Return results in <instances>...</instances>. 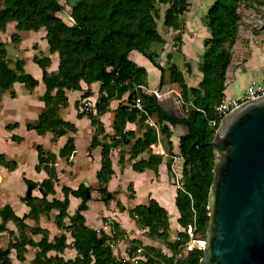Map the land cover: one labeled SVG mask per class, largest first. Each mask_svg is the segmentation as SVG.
I'll return each mask as SVG.
<instances>
[{
	"label": "trees",
	"instance_id": "obj_1",
	"mask_svg": "<svg viewBox=\"0 0 264 264\" xmlns=\"http://www.w3.org/2000/svg\"><path fill=\"white\" fill-rule=\"evenodd\" d=\"M239 1L214 0L207 11L210 37L204 40L205 51L199 67L202 79L197 87H188L185 84L182 72L175 64L167 67L169 82L176 83L180 88L183 102L188 105L187 116L195 127L202 131L205 142L212 139L220 120L216 118L215 125L208 127V120L214 118L213 106L224 99L225 72L240 20L237 10ZM156 2L168 4L163 12L162 23L178 30L175 40H180L183 28L181 15L187 10L186 0H76L66 12L63 11L59 0H0L1 31L5 30L9 22H15L16 31H37L44 28L49 52L58 53V69L53 73L46 71L49 57L34 55L32 58L43 69L42 81L45 90L41 100L44 110L38 115L35 124L26 125L27 129H34L38 134L51 131L55 136H60L67 130L74 131V124L62 119L58 114L59 108L67 104L65 89H81V80L88 85L99 82L98 97L95 101L96 112H86V115L91 125L95 126L91 146L101 145V168L96 177L102 184L109 180L113 170L109 158L111 144L98 141V135L103 132L98 115L106 110L111 99L120 98L128 92V104L118 106L113 122L115 135L120 136L124 143H128L133 135L131 131L125 130L126 123L136 120L143 122L146 118L143 112L131 106L134 99L139 97L148 114L156 113L159 132L166 137L168 149L171 150L170 125L175 122L165 117L154 106L151 92L146 94L142 91L145 70L128 59L129 52L137 50L163 72L161 66L155 63L150 51L153 43L164 41L157 30L159 15L155 8ZM62 11L65 12V18L59 14ZM17 36V32L12 33L11 41L14 42ZM14 82L23 83L28 90H32L38 83L34 77L25 73L20 61H15L12 67L9 65L5 43L0 41V95L9 91L13 96ZM90 94L91 91L87 88L82 97ZM75 108H78V102L75 103ZM81 115L78 113V117ZM8 127L9 125H6V128ZM156 136L154 128L147 127L142 137L135 140L131 149L133 155L146 150L148 157L134 162L133 169L147 167L156 170L162 162L163 155L149 148V145L156 141ZM36 148L38 164L35 168L39 170L42 166L47 171L48 178L39 184L24 179L26 191L21 200L29 207L27 213L18 216L8 204L0 207V231L7 229L8 221H12L17 228V234L8 230V244L5 247L0 245V264H14L10 257L12 249L16 259L24 261L28 246L36 248L32 264H175L171 256L166 258L158 255L153 243L161 237L165 238L170 232L168 213L156 200L150 199L147 204H138L129 210V216L138 217V223L147 231L146 237L152 241L143 243L139 239H128L127 257H118L108 241L115 239L116 233L112 238L100 230L99 235L96 229L85 223L82 211L87 209V202L91 199L90 186L80 183L77 188L72 189L63 185L62 200L56 197L47 199L48 194H55L53 181H57V177L51 164L55 162L56 154L45 152L40 145ZM178 149L183 158L181 174L184 190L177 189L175 196V205L179 212L177 222L182 229L195 222L196 232L205 238L209 212L207 196L212 180V147L208 143L200 144L198 135L190 131L179 137ZM73 150V140L69 137L60 148L59 156L69 155ZM14 164L0 153V165L11 169ZM35 188H38L41 196L32 194ZM99 192L101 200L105 203L112 198V194L104 185ZM69 195L80 199L77 209L70 216L67 213ZM120 208L124 209L122 205ZM52 209L57 211L54 217L57 228L64 231L51 241L48 239L47 230L37 226L31 227L25 223V219L37 221L41 213H48ZM67 217L69 223L65 224ZM114 228H117L116 223ZM28 232L31 235L41 234V237L35 241ZM66 232L69 233L72 247L76 251L73 258L67 259L60 255L67 244ZM186 239L187 234L183 231L175 245ZM175 249L176 247L172 250ZM50 251H55V254H50ZM201 256L202 249H193L182 254L176 264H199Z\"/></svg>",
	"mask_w": 264,
	"mask_h": 264
},
{
	"label": "crops",
	"instance_id": "obj_2",
	"mask_svg": "<svg viewBox=\"0 0 264 264\" xmlns=\"http://www.w3.org/2000/svg\"><path fill=\"white\" fill-rule=\"evenodd\" d=\"M186 1L187 10L181 15L183 20V28L180 32L181 39L175 40L178 30L171 28V43L162 36L164 39L163 42L153 43L150 47L155 63L161 66L163 72L139 51L131 50L128 54L130 61L145 70L144 84L141 86V89L146 94H150V90L152 89L164 91L170 88L180 93V88L177 84L169 82L168 80L167 67L170 64H175L182 72L184 82L188 87H197L202 79V72L199 67L205 51L204 40L210 37L206 14L214 0ZM239 13L240 20L238 21L237 35L230 50L231 58L225 72L224 98L237 95L245 89L251 80L264 81L263 19L260 14L251 11ZM14 25L15 22H9L5 30H0V41L6 45L9 39V43L15 49L14 55L11 56L9 54V58L7 56L9 65L12 67L15 61H20L25 73L34 77L38 83L32 90H28L23 83L14 82L12 85V90L14 91L13 96L9 91L0 95V112L4 111L9 113V118L0 123V153L4 155L6 160L15 163L11 169L0 165V207L8 204L18 216H22L29 211V207L21 200V197L26 191L24 179L26 178L39 184L48 178V173L42 166L39 170L35 168L38 164L36 147L40 145L45 152L56 154L55 162L51 164L55 168L57 177V181H53L55 194H48V200H51L53 197L62 200L63 192L61 187L63 185L75 189L80 183H84L91 187V199L87 202V209L82 211L85 223L89 227L94 229L101 228L109 237H112L117 231H121L124 237H128L127 239L135 238L142 240L143 243H150L152 240L146 237V229H139L136 226L135 221L129 216V210L138 204H147L150 199H154L166 209L169 216L171 236L174 237L176 231L181 226L177 222L179 212L175 205L177 188L172 182L171 184L169 183L168 168L171 166L172 181V167H180L183 162V158L179 154L178 149L180 132L184 131L183 128L175 126V124L170 125L172 130L170 137L171 153L168 151L164 142L168 141L166 137L161 135L154 127L148 125L145 121L146 118L143 122L136 120L126 123L125 130L131 131L133 135L129 138L130 141L128 143H124L120 136L115 135L113 122L118 106L120 104H128V92L124 93L120 98L109 100L106 110L98 115L103 129V132L98 135V141L100 143L111 144L109 158L113 173L109 180L105 184H102L96 177L97 171L101 168V145L91 146L95 126L91 125L86 112L84 113L81 110V103L84 99H89L95 104L98 97L99 82H93L88 85L81 80V89H65L67 104L59 108L58 114L62 119L74 124V131L67 130L64 134L55 136L51 131L38 134L34 129H27L26 125L28 123L35 124L38 115L44 110V103L41 100V96L45 90L42 81L43 69L32 58L34 55L38 57H49L50 62L46 66L48 73L57 71L59 58L56 51L53 53L49 52L44 28H40L37 31H16ZM4 31L5 36L1 34ZM14 32H17L18 36L17 41L15 40L13 43L11 41V34ZM21 52H24L26 56L21 57ZM87 88L90 89L91 94L82 97L83 92ZM76 102H80V111L75 108ZM184 105L186 109L184 110V114L187 116L188 105ZM78 113L82 114L81 117H78ZM148 115L158 124L156 113ZM6 125H9V127L6 128ZM147 127L154 128L156 132V141L151 143L156 145L154 148L158 150L159 147L162 148L171 155V158L170 156L163 155L162 162L156 170L147 167L135 170L132 164L140 159L145 160L148 157V152L144 150L137 155H133L131 149L135 140L142 137ZM69 137L73 140L74 150L71 154L61 157L59 156V150ZM149 148L151 149L150 145ZM167 163H170L169 167ZM160 178H163V181ZM102 185L106 187L112 196H119L121 198L124 209L117 207L116 212L112 213L106 209L102 210L98 206L95 195L97 196L98 194L101 196L99 189ZM32 194L37 197L41 196L38 188H35ZM99 199L101 200L100 197ZM79 202V198L69 195V204L67 207L69 216L74 214ZM56 212L55 209H52L48 213H41L37 221L27 218L25 219V223L31 227L37 226L47 230L48 239L52 241L55 236L60 234L53 233L50 236L53 230H50L49 225L47 226L46 223L52 222L57 228L54 222ZM98 215H101L104 219H97ZM64 221L65 224H68V217ZM115 223L117 224L116 229L114 228ZM133 225L136 226L134 228H137V232L126 236L123 231L128 230L130 232ZM6 228V230L0 231V245L3 247L10 240L8 230H12L17 234V228L12 221L6 223ZM57 229L62 232L64 231L59 228ZM66 235L70 238L68 232H66ZM30 236L33 240L37 241L40 239L41 234H30ZM71 241L72 239L66 245L63 253L60 254L65 259L73 258L76 254ZM108 241L109 244H114L112 250L117 256L120 255L122 258L127 257L128 240L117 238L108 239ZM117 247L119 248L118 251ZM35 250L36 248L28 246L25 253V260L20 262L31 261L34 257ZM11 251L14 250L12 249ZM49 253L55 254V251H50ZM11 254L12 252H10V257Z\"/></svg>",
	"mask_w": 264,
	"mask_h": 264
},
{
	"label": "water",
	"instance_id": "obj_3",
	"mask_svg": "<svg viewBox=\"0 0 264 264\" xmlns=\"http://www.w3.org/2000/svg\"><path fill=\"white\" fill-rule=\"evenodd\" d=\"M154 106L213 151L208 222L199 264H264V95L246 100L219 120L210 141L177 106L171 92Z\"/></svg>",
	"mask_w": 264,
	"mask_h": 264
},
{
	"label": "built area",
	"instance_id": "obj_4",
	"mask_svg": "<svg viewBox=\"0 0 264 264\" xmlns=\"http://www.w3.org/2000/svg\"><path fill=\"white\" fill-rule=\"evenodd\" d=\"M150 92L156 96L160 95H165L167 92H171L174 96L175 102L177 106L180 108V110L184 113L185 105L183 102V99L181 97V94L175 90V89H167L164 91H160L158 89H152ZM264 95V81H259V80H251L248 85L245 87L244 90H242L240 93L233 97L229 98H224L222 99L219 103L215 104L213 106V114L214 118L208 120V125L214 126L215 125V119L216 118H221L225 113H227L230 109L237 107L239 104L246 100L254 99L258 96ZM133 107L137 108L139 111L143 112L146 116V122L148 125L154 127L157 131H159V126L158 124L152 120L147 111L144 109L143 104L140 100L139 97L135 98L132 105ZM81 110L84 112H96L95 109V104L90 101L89 99H84L81 103ZM201 112H204L202 109H198ZM150 147L153 152H156L158 154L164 155V156H170L166 151H164L162 148L159 147V150L154 144H150ZM175 160V158H174ZM171 169V166H170ZM172 172H173V182L174 185L177 189L179 190H184V182L182 179V174H181V166H173L172 167ZM97 233L100 235V230L101 228L96 229ZM183 231L187 234V239L186 240H180L177 245L175 252L173 254V263L176 264L178 259L182 256V254L193 250V249H202L205 243V239L203 237H200L197 235L196 232V224L195 222L188 224ZM114 244H110L111 248L113 249Z\"/></svg>",
	"mask_w": 264,
	"mask_h": 264
},
{
	"label": "rangeland",
	"instance_id": "obj_5",
	"mask_svg": "<svg viewBox=\"0 0 264 264\" xmlns=\"http://www.w3.org/2000/svg\"><path fill=\"white\" fill-rule=\"evenodd\" d=\"M189 1L194 2V0H189ZM59 2L63 6V11L66 12V11H69L70 10V6L72 4H74L76 2V0H59ZM167 6H168V4H161L159 2H156L155 3V8H156V11L158 12V15H159V17L157 19V30H158V32L162 36H164L171 43V27L165 26L162 23L163 12H164V10H165V8ZM237 10L239 12H243V11L248 12V11H251V12H254V13H258V14H260V16H261V18L263 19V22H264V0H240L239 3H238ZM63 11L61 13H59V14L63 18H65L66 15H65V12H63ZM251 20H252V18H251ZM4 33H5V31L3 33H1V34L4 35ZM5 47H6V50H7V56H8V58H9V54L11 56L14 55V50L15 49H14V46L11 43H9V39L7 40V43H6ZM20 56L23 57V56H26V54L24 52H21L20 53ZM78 105H79V107L77 108V110L80 111V102H78ZM8 115H9L8 112H4V111L0 112V123L4 122L5 119L7 120L9 118ZM208 127H210V125H208ZM3 135H4V132H3ZM164 142H165V144L167 146V149H168V147H169L168 141H164ZM168 151L171 153V150L168 149ZM168 160H169V157H168ZM168 169H169V175H168L169 183L171 184V182H172L174 184L173 177H172V181H171V171H170V168H168ZM160 180L163 181V178H160ZM99 197L101 198V196H99L98 194H97V196L95 195V200L97 201L98 206L101 207L102 210L106 209V210L111 211L112 213H114V212H116L117 207L119 209H121L120 208V205H122V202L123 201L121 200V198H119V196H117V197L116 196H112V198L110 200H108L107 203H104V202L102 203V201L99 199ZM116 202H118V203L116 204ZM99 218H102V220L104 219V217H102L101 215H98L97 216V219H99ZM131 218L135 221L136 226L139 229H141L142 226L138 223V217L137 216H132ZM46 224H47V226L49 225L50 230H53L52 233H50V236L53 233L54 234H61L62 231L58 230L52 222L46 223ZM134 226L135 225L132 226L133 228L131 229L130 232L128 230L123 231L124 234H126V236L135 234L137 232L136 231L137 228L135 229ZM169 231L170 232H168V235L165 238H162L161 237V238L157 239V241H154L153 243L156 246L155 249L157 250L156 253L158 255H160L161 257L165 256L166 258L169 257V256H171V258L173 259V254H174L175 251L172 250V249L174 247H176V245H175L176 243L175 242H176V240L180 239V234L183 232V229L180 228L179 230H177L176 233H175V235H174V237L171 236V227H170V230ZM146 233H147V231H146ZM122 234L123 233H121V231H117L116 234H115V236H114V238L115 239H117V238L118 239H121L122 238V239L128 240L127 239L128 237H124V235H122ZM197 235L198 236H201V234H199V232H197ZM70 240L71 239L68 237L66 243L69 244V241ZM118 249L119 248L117 247V251H118ZM11 252H12L11 258H12V260H13V262L15 264H32L31 261L20 262L19 260L16 259L15 255H14V251H11ZM28 254H30V252H28ZM118 257H120V255H118ZM179 264H183V263H180L179 262Z\"/></svg>",
	"mask_w": 264,
	"mask_h": 264
}]
</instances>
